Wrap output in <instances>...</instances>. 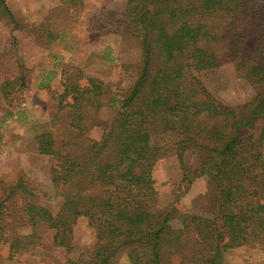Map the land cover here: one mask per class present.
<instances>
[{"label":"trees","instance_id":"16d2710c","mask_svg":"<svg viewBox=\"0 0 264 264\" xmlns=\"http://www.w3.org/2000/svg\"><path fill=\"white\" fill-rule=\"evenodd\" d=\"M91 15L94 31L138 39L141 59L124 66L132 81L116 90L62 69L53 130L36 131L23 149L52 157L51 183L8 182L0 244L14 257L50 229L53 246L80 251L67 264H115L121 255L130 264H225L231 249L264 244V0H127ZM0 19L10 37L0 49L7 96L29 88L31 70L15 52L24 25L6 0ZM62 22L45 24L50 39ZM233 75L253 87L251 100L231 105L219 96ZM92 125L99 139L88 137ZM169 156L183 187L160 210L153 169ZM203 175L212 195L206 215L181 204ZM39 199H59L60 208ZM80 220L91 237L86 249L74 243Z\"/></svg>","mask_w":264,"mask_h":264},{"label":"rangeland","instance_id":"374dc122","mask_svg":"<svg viewBox=\"0 0 264 264\" xmlns=\"http://www.w3.org/2000/svg\"><path fill=\"white\" fill-rule=\"evenodd\" d=\"M126 1L6 0L15 17L24 25L15 52L31 70V82L29 88L7 96L0 87V196L6 192L8 182L19 177L36 183H51L52 157L23 149L36 131L53 130L52 119L57 112L53 96L63 89L61 72L64 67L79 69L85 76L101 78L111 85L112 90L124 88L132 81L133 68L125 70L124 66L130 67L140 61L138 39L91 29L94 9L113 3L123 6ZM53 17H59L63 22L55 37L50 39L45 24ZM9 38V29L0 19V49L9 46ZM6 63L1 62V66ZM4 79H0V84ZM218 94L225 102L237 105L251 100L255 91L246 79L233 75ZM63 125L67 127V124ZM101 132L99 126L92 125L88 137L99 139ZM262 152L264 154V143ZM153 178L158 192V208L168 209L183 187L176 157L158 160ZM211 197L208 177L203 175L192 183L181 204L189 212L206 215ZM37 202L54 212L61 205L59 199L52 202L39 199ZM173 226L180 228L181 220L173 221ZM86 227V221L80 220L74 237L75 245L85 249L91 244ZM52 239L53 231L49 229L34 248L19 251L14 257L9 255L8 244H0V264H67L69 259L78 258L79 250L68 252L55 247ZM224 259L225 264H264V244L251 243L231 249ZM115 264L130 263L125 255H121Z\"/></svg>","mask_w":264,"mask_h":264}]
</instances>
